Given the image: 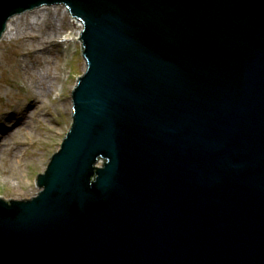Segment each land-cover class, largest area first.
<instances>
[{"label": "water", "instance_id": "1", "mask_svg": "<svg viewBox=\"0 0 264 264\" xmlns=\"http://www.w3.org/2000/svg\"><path fill=\"white\" fill-rule=\"evenodd\" d=\"M59 5L87 70L0 264H264V0H0V40Z\"/></svg>", "mask_w": 264, "mask_h": 264}, {"label": "rangeland", "instance_id": "2", "mask_svg": "<svg viewBox=\"0 0 264 264\" xmlns=\"http://www.w3.org/2000/svg\"><path fill=\"white\" fill-rule=\"evenodd\" d=\"M41 9L26 14L32 19L19 16L0 42V197L5 200L37 194L35 178L70 129L72 91L86 70L79 39L57 42L67 32L80 38L82 25H74L63 6ZM35 37L46 38L45 45L27 40ZM25 72L33 76L26 78Z\"/></svg>", "mask_w": 264, "mask_h": 264}, {"label": "bare ground", "instance_id": "3", "mask_svg": "<svg viewBox=\"0 0 264 264\" xmlns=\"http://www.w3.org/2000/svg\"><path fill=\"white\" fill-rule=\"evenodd\" d=\"M40 10H42V9H40ZM32 12H35V11H32ZM27 13H25V14H22V15H25L26 17L24 18L25 20H27L28 18L29 19H32L33 18V16L32 15H26ZM36 14V13H35ZM19 16H21V15H19ZM19 16H16V17H14L13 19H12V21H11V23L9 24V27H8V30H7V33H6V35H5V38L8 36V34H10V32L12 31V25H13V23L15 22V21H17V20H19ZM16 19V20H15ZM74 23H76V24H78L79 25V27L81 26V24H80V22H77V21H73ZM49 37L48 38H50V36H51V34H47ZM77 35V36H76ZM9 39L10 40H13V38H11V37H9ZM46 38H44V37H40V39H36V38H33V39H27L28 41H31L32 43H37L38 45H41V46H44L45 45V42H43V40H45ZM60 41H65V42H70V41H78V34H75V33H73V32H67L65 35H63V37H62V39H60L59 40V42ZM49 41H47V43H48ZM58 42V43H59ZM24 43H27V41H25ZM25 45V44H24ZM24 47H26V46H24ZM61 73V71H59V74ZM24 77H26V78H30V77H32L33 76V74L32 73H29V72H25L24 74ZM50 80H52L53 82L55 81H59L60 80V77H57V80L55 79V80H53V77L52 76H50ZM78 85V84H77ZM53 86H55V83H54V85ZM75 89V88H74ZM29 90L31 91V92H33V88H29Z\"/></svg>", "mask_w": 264, "mask_h": 264}]
</instances>
